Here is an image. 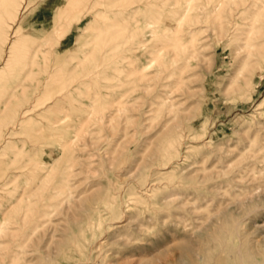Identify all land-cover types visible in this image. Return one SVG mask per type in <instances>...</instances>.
<instances>
[{"label": "rangeland", "instance_id": "1", "mask_svg": "<svg viewBox=\"0 0 264 264\" xmlns=\"http://www.w3.org/2000/svg\"><path fill=\"white\" fill-rule=\"evenodd\" d=\"M12 1L0 0V118L18 123L0 158V264H264V61L254 55L264 44L245 39L264 0H220L215 13L214 0H194L179 26L164 18L186 0H115L110 9L107 0ZM57 9L62 37L75 26L60 54V43L39 39L55 33L44 29ZM152 12L166 40L150 77L140 89L109 88L129 77L126 60L87 55L77 38L111 17L145 24ZM11 21L22 32L8 57ZM29 56L46 89L29 77ZM33 98L43 103L32 107ZM51 125H65L70 143L62 147ZM35 145L43 171L31 170Z\"/></svg>", "mask_w": 264, "mask_h": 264}, {"label": "bare ground", "instance_id": "2", "mask_svg": "<svg viewBox=\"0 0 264 264\" xmlns=\"http://www.w3.org/2000/svg\"><path fill=\"white\" fill-rule=\"evenodd\" d=\"M19 1V0H18ZM23 1V0H21ZM91 5L90 8H92L93 6L99 4L98 0H89ZM115 0H107V5H105V7L108 9L110 6L113 5V2ZM143 1V0H142ZM194 0H186V6L181 10V12L177 15L178 16H174V17H170L167 19L164 18V21H167V20H171L172 22L174 23H177V26L181 25L183 22H185V19L189 16V11L191 9L194 8L192 2ZM206 1V0H205ZM223 1V0H222ZM260 1V0H258ZM257 0L255 2H258ZM9 2H11V4L9 5V8H11V6L13 5L12 4V0H9ZM24 2V1H23ZM56 2H58L60 5L62 4H65L67 6H77L80 2V0H56ZM202 2V1H201ZM209 2V1H208ZM207 2V3H208ZM8 2H6L5 4H7ZM14 3V2H13ZM22 3V2H21ZM19 1V3L17 4H20L22 5ZM141 4V3H140ZM144 4V3H142ZM224 4V2H223ZM255 6L257 3H253ZM25 5V3H24ZM136 5V4H135ZM66 6V7H67ZM119 6V5H118ZM204 6V5H203ZM208 6V5H207ZM23 7V6H22ZM130 7V6H129ZM200 7V6H199ZM220 6V0H214L212 2V10H211V13H215L218 9H219ZM7 8V7H6ZM5 8V9H6ZM19 8V6L17 7V9ZM115 8V7H114ZM116 8H118L116 6ZM122 8V7H121ZM202 8V7H201ZM206 8V7H204ZM259 10V6L257 7ZM4 9V10H5ZM110 9V8H109ZM120 9V8H119ZM128 9V7H127ZM221 9V8H220ZM246 9V8H244ZM1 10V9H0ZM16 10V9H15ZM20 10V8H19ZM22 10V9H21ZM114 10V9H113ZM117 10V9H116ZM121 12L124 10L120 9ZM135 10V9H133ZM152 10V9H151ZM234 10V9H233ZM256 10V11H257ZM18 12V10H16ZM15 11V13H17ZM150 11V10H149ZM219 11V10H218ZM217 11V12H218ZM231 11V9H230ZM5 12V11H4ZM11 12V11H9ZM9 12H5V16H6V13H9ZM65 11L61 10V9H57L56 10V15L55 16V19L51 22V26L50 27H45L44 30L48 29L52 32H55L53 35L51 34L50 37H47L46 35L48 34H45L43 35V37H40L39 39H41V41L43 40L44 43H47L48 42V38L50 41H52V43H60V47H58V51H59V54L61 52H67L68 51V48L70 47L69 46V36L72 34V31L74 29V25H71L68 29H67V34L66 36L62 37V33L60 31V28H61V25L63 24L62 23V20L60 19V14L62 15ZM243 11H241L240 13L242 14ZM117 13V11L115 12ZM135 13V12H134ZM133 13L134 16H136L135 14ZM140 11L136 14H139ZM173 13V12H172ZM231 13V12H230ZM237 13V12H236ZM259 13V11H257L253 17H251V20L250 22L248 23L249 24V29L247 31V35H246V40L248 38V36L250 35V33H252L253 37L254 35H256L257 37L258 36H263L262 39H261V44H264V16L260 19V24L258 25L256 23V21L259 20V18L256 17V15ZM13 14V13H12ZM19 14V12L17 13ZM112 14V13H111ZM123 14V13H121ZM144 14V12H143ZM175 14V13H174ZM200 14V13H198ZM218 14V13H216ZM240 14V15H241ZM9 15V14H8ZM16 15V14H15ZM204 15V14H202ZM234 15V14H232ZM1 16V14H0ZM4 16V14H3ZM19 16V15H18ZM123 16V15H122ZM7 17V16H6ZM197 16H195V19H196ZM211 17V16H210ZM11 18V17H10ZM112 20L110 22V24H103L99 27H97L96 29H94L95 31L92 33L89 32L88 35H85V33H82L78 38H77V42H79V46H82V52L83 53H86L87 55H90L92 56L91 54L93 53H99V54H102L103 57L106 55V53H109L110 51H113L114 54H116L113 58V62H117V61H120V60H126L127 62V66H129V71H128V78L125 79V80H120L118 83H116L115 85H111L109 86V88H116V89H120V88H128L129 90H131L132 88L133 89H140V88H143V82L144 80L147 78V77H150V73L148 74V70L150 69H153V67L156 66V62H158L157 60L159 59V54H160V50H161V44L162 42H164V40H162L163 37H161L160 35H158V27L157 24L159 23L160 21V17H158V14L157 12H152L151 15H149V17H147V19L145 21V24H140L141 22V18L140 19H128L126 16H123L122 18H113L111 17ZM199 18V17H198ZM197 18V20H198ZM202 18V17H201ZM238 18V17H236ZM3 19V18H2ZM15 19V18H14ZM13 19V20H14ZM18 19V18H17ZM203 19V18H202ZM8 20V19H7ZM189 20V19H188ZM193 21V20H192ZM240 21V20H239ZM4 22V20H3ZM2 21L0 23H3ZM13 22L12 26L10 27L9 26V29H7L8 31L7 32V38H6V49L7 51L10 53H8V57H10L12 55V52L13 54L15 53L13 50L16 49L17 50V43H18V40H19V37H17L19 35V31L20 33L22 32L21 28L18 27V28H15L14 27V24L15 21H11ZM20 22V21H18ZM10 23V22H9ZM205 23V22H204ZM7 24V23H6ZM160 24V23H159ZM230 24L232 25L231 27H233V29H235L236 25H237V21L236 19L234 18V20H231L230 21ZM3 25V24H1ZM11 25V24H10ZM17 25H20V23H17ZM202 25V24H201ZM240 25V24H239ZM6 28L8 27L7 25H5ZM230 27V28H231ZM5 28V29H6ZM35 28L36 26H29V33L30 32H36L35 31ZM0 29H2L0 27ZM11 29V30H10ZM237 29V28H236ZM235 29V30H236ZM257 29V30H256ZM234 30V31H235ZM2 30L0 32V35L2 34ZM58 34V35H57ZM234 35V34H233ZM3 35H1V39H3L2 37ZM87 37V38H86ZM232 37V36H231ZM261 38V37H260ZM39 39L37 38L35 41L36 42H39ZM169 39V38H168ZM80 40H82L83 42L80 44ZM170 40V39H169ZM260 40V39H259ZM47 41V42H45ZM2 43V42H1ZM4 43V42H3ZM2 43V44H3ZM43 43V42H42ZM250 46L252 47H256L257 46V43L255 42H250L249 43ZM263 46V45H262ZM262 46H260L261 48H263ZM1 47V45H0ZM259 47V48H260ZM3 48V47H1ZM76 49L78 47H73V49ZM55 47L52 48V50H54ZM71 49V48H69ZM4 50V49H3ZM256 50L257 47H256ZM255 50V51H256ZM6 51V50H4ZM1 52V51H0ZM3 54L6 55V53L4 52H1ZM19 54V52H16ZM15 53V54H16ZM30 55V53H29ZM109 55V54H108ZM111 55H112V52H111ZM256 56V60L257 62H260L259 60H261L262 58L264 59V51L263 49H260L258 50L257 52H255L254 54ZM107 56V55H106ZM113 56V55H112ZM1 57V56H0ZM12 57V56H11ZM102 57V58H103ZM16 58L18 59L17 55H16ZM101 58V57H100ZM106 58V57H105ZM104 58V59H105ZM11 59V58H10ZM29 77L32 78V81L34 82V84L37 86V89L38 91H41L43 88H47L49 86V81L46 82L44 78H38L36 77V74H37V70L34 69L35 67V63L34 61L31 59V57L29 56ZM262 59V61H264ZM6 60V59H5ZM4 60V61H5ZM14 60V58H13ZM13 60H11L13 62ZM101 60V59H100ZM10 61V62H11ZM15 61V60H14ZM1 62V61H0ZM6 62V61H5ZM3 62V63H5ZM8 62V61H7ZM9 62V63H10ZM102 62H103V59H102ZM106 62V61H105ZM125 62V64H126ZM8 63V64H9ZM14 63V62H13ZM12 63V65H13ZM262 63V62H261ZM4 66V65H3ZM3 66H0L1 68ZM115 66V70H119L121 67L125 66V65H114ZM114 66H111V67H114ZM120 67V68H119ZM5 68V67H4ZM125 68V67H124ZM10 69V67H9ZM7 67H6V70H9ZM105 67L103 68V65L102 63H98L95 65V67H93L91 69V71H93V73H95V75H97L99 72H101L102 70H104ZM126 70V69H124ZM107 71V70H106ZM112 71V70H111ZM121 71V70H119ZM119 71H116V72H119ZM6 72V71H5ZM9 72V71H8ZM122 72H123V69H122ZM122 72H119L120 74ZM10 73V72H9ZM124 73V72H123ZM6 74V73H5ZM18 74V73H17ZM118 74V73H116ZM2 75V74H1ZM14 75V74H13ZM123 75V74H121ZM149 75V76H148ZM34 76V77H32ZM119 78L120 75L118 76ZM117 77V78H118ZM127 77V75H126ZM262 78V77H261ZM122 79V78H121ZM124 79V77H123ZM117 80V79H116ZM3 88V87H2ZM4 90V89H2ZM2 90H0L1 92H3ZM124 91H127V90H124ZM44 91H42L43 93ZM64 93V92H63ZM6 95V94H5ZM11 95V94H10ZM1 96V99L3 98L2 95ZM8 96V95H7ZM9 97V96H8ZM10 100H11V97L7 98V100L5 99L4 101V104L5 105H8L10 103ZM1 101V100H0ZM65 101V97L61 96H58V97H55V103H61V102H64ZM2 102V101H1ZM43 101L40 99V98H33V99H30L29 102L27 104L31 105L32 107H36L40 104H42ZM14 105L16 104H13L12 107H14ZM4 105L1 106L2 110H4ZM17 107V105H16ZM9 110V109H8ZM14 110H16V108H14ZM28 111H29V108L26 109L23 108L22 110L19 111V115H21V118H24L27 116L28 114ZM9 112V111H8ZM13 112V110H12ZM11 112V116L13 115H17V113H12ZM10 114V112L8 113V115ZM14 117V116H13ZM3 118V117H2ZM0 118V158L4 155V151H5V141L7 139H10L13 137V135L16 133L14 131V127L17 123V121H13L11 119V122L10 121H7L6 117L3 118ZM16 118V116H15ZM6 119V120H5ZM18 120V119H17ZM19 124H23V119H19ZM49 131H57L59 136V144L64 147L68 142L70 143V141L72 140L73 136L70 137L67 130L65 129L66 126L65 125H51L48 127ZM16 129V128H15ZM39 134V133H38ZM32 135V134H31ZM34 137H37V136H34ZM40 137V136H39ZM75 137V136H74ZM15 138V137H14ZM33 138V137H32ZM38 138V137H37ZM35 139V138H34ZM39 139V138H38ZM37 139V140H38ZM44 139V138H43ZM42 140V139H40ZM74 141V140H73ZM35 142H36V139H35ZM37 146L35 149H36V155L40 156V159L36 160V163L34 164V166L32 167L33 169L31 170H35V171H40V170H44L46 168V165H47V160H46V156L43 154V155H39L38 154V150L39 149V146H42V145H35ZM12 147V146H11ZM10 147V148H11ZM44 148V147H43ZM64 149V148H63ZM11 152V150H10ZM46 158H45V157ZM53 160V159H52ZM49 161V159H48ZM3 162V161H2ZM2 164V163H1ZM50 164V163H49ZM172 164V163H170ZM25 168L29 169V165L26 164L24 165ZM49 166V165H48ZM1 169V168H0ZM4 169V168H3ZM48 169V168H47ZM9 171V170H8ZM1 172V171H0ZM170 172V171H169ZM2 173V172H1ZM50 173V172H49ZM17 175V174H16ZM14 177V176H13ZM12 180V179H11ZM14 180V178H13ZM9 184V183H8ZM7 185V184H6ZM2 186V185H1ZM0 186V187H1ZM4 186V185H3ZM10 186V185H9ZM2 190H5V189H2ZM128 200V199H127ZM131 201V199H130ZM127 203V202H126ZM125 203V204H126ZM128 206V204H127ZM131 207V206H130ZM129 208V207H128ZM7 209V207H6ZM5 209V210H6ZM123 210V209H122ZM4 212V210H3ZM3 217V215H2ZM2 224V223H1ZM0 230H2L1 226H0ZM91 252V251H90ZM93 259V258H92ZM88 260V259H87ZM94 260V259H93ZM82 261V260H81ZM80 263V262H79Z\"/></svg>", "mask_w": 264, "mask_h": 264}]
</instances>
